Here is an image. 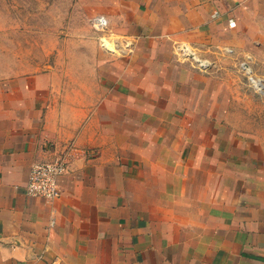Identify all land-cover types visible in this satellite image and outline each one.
Returning a JSON list of instances; mask_svg holds the SVG:
<instances>
[{
	"label": "crops",
	"instance_id": "crops-1",
	"mask_svg": "<svg viewBox=\"0 0 264 264\" xmlns=\"http://www.w3.org/2000/svg\"><path fill=\"white\" fill-rule=\"evenodd\" d=\"M117 3L96 73L0 82V264H264V107L180 54L264 83V0ZM68 144L60 196H28Z\"/></svg>",
	"mask_w": 264,
	"mask_h": 264
},
{
	"label": "rangeland",
	"instance_id": "rangeland-1",
	"mask_svg": "<svg viewBox=\"0 0 264 264\" xmlns=\"http://www.w3.org/2000/svg\"><path fill=\"white\" fill-rule=\"evenodd\" d=\"M117 1L0 0V82L12 89L27 86L36 90L39 84L22 80L31 76H47L54 70L58 74L96 73L98 68L94 63L100 57L106 59L117 54L113 52L112 43L118 40L111 31L113 24L108 23L102 30L96 27L99 18L103 17L108 22L109 17H115ZM105 35H112V38L102 40ZM185 49L180 48L182 56L195 59L204 68L215 69L220 77H233L236 90L252 96V108L264 107V97L258 98L259 94L264 95V83L245 63L246 56L233 54L230 63L216 68L198 58L189 48L188 51ZM235 117L240 122L249 118L244 115ZM249 119L252 124H257L264 121V115L256 111ZM251 134L258 137L259 132L255 130Z\"/></svg>",
	"mask_w": 264,
	"mask_h": 264
},
{
	"label": "built area",
	"instance_id": "built-area-1",
	"mask_svg": "<svg viewBox=\"0 0 264 264\" xmlns=\"http://www.w3.org/2000/svg\"><path fill=\"white\" fill-rule=\"evenodd\" d=\"M105 26H108L107 20L103 17L99 18L96 27L102 30ZM102 40L107 41L106 37H103ZM109 42L111 43V41ZM71 151L72 144H68L57 151L52 159L35 162L31 166L26 187L28 196L47 200H55L60 196L59 181L68 171Z\"/></svg>",
	"mask_w": 264,
	"mask_h": 264
},
{
	"label": "bare ground",
	"instance_id": "bare-ground-1",
	"mask_svg": "<svg viewBox=\"0 0 264 264\" xmlns=\"http://www.w3.org/2000/svg\"><path fill=\"white\" fill-rule=\"evenodd\" d=\"M106 44H107V43H106ZM188 50H189L188 48L185 49V51H188Z\"/></svg>",
	"mask_w": 264,
	"mask_h": 264
}]
</instances>
